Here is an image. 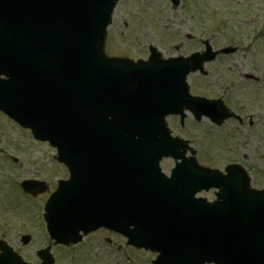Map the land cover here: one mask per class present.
Instances as JSON below:
<instances>
[{"label": "water", "instance_id": "1", "mask_svg": "<svg viewBox=\"0 0 264 264\" xmlns=\"http://www.w3.org/2000/svg\"><path fill=\"white\" fill-rule=\"evenodd\" d=\"M118 1L0 0V110L55 147L71 175L47 204L50 234L68 244L106 227L159 253L155 264H264V191L241 168L223 176L186 159L165 122L194 106L186 77L201 60L165 61L155 49L148 62L110 58ZM164 156L177 162L170 179ZM103 161L117 177L103 178ZM213 187L219 201L195 199Z\"/></svg>", "mask_w": 264, "mask_h": 264}, {"label": "rangeland", "instance_id": "2", "mask_svg": "<svg viewBox=\"0 0 264 264\" xmlns=\"http://www.w3.org/2000/svg\"><path fill=\"white\" fill-rule=\"evenodd\" d=\"M124 21L130 27L124 31L122 39ZM108 30V54L126 55L132 59L145 58L146 46L150 44L158 47L165 57L187 56L202 49L197 38L208 39L215 48L237 46L239 50L231 58L239 64V69L243 73L256 71V75L260 74L259 82L264 83V0H181L177 10H173L165 0H150L147 3L124 0L116 10L114 23ZM187 35L194 36L195 40H187ZM174 46H178L179 50L175 51ZM229 62L226 56L209 65V70L217 69L210 78L217 90L214 94L222 96L226 90V102L231 103L229 93L232 92L238 104L244 103L243 94L238 95L237 92L242 73L237 74L235 68L230 72ZM189 83L192 93H202L204 86L200 77L191 76ZM210 94L206 96L210 97ZM252 97L246 96V103ZM178 121L170 118L169 127L175 135L188 140L199 150V162L219 168L223 167L225 159L242 161L253 176L254 186L264 187V133L258 132L259 129L250 130L247 126L230 121L218 128L207 120L198 124L189 117L185 128L181 130ZM224 149L227 154L223 153ZM218 150L220 152L216 155ZM54 156L56 151L53 148L32 140L27 132L19 130L0 113V239L8 235L15 240L29 229L32 225L25 221H28L31 212L40 211L57 182L68 177L67 171L56 163ZM13 158L20 162L15 164ZM172 166V163L168 168L165 165L164 170L168 173ZM27 179L44 180L49 186L48 192L38 196V201L28 198L21 189L15 187H20L21 181ZM113 239L116 246L103 253L108 256H103L105 258L101 264H151L155 259L151 252L126 247V241L121 237ZM17 244V247L20 246L18 241ZM58 253L65 252L61 248Z\"/></svg>", "mask_w": 264, "mask_h": 264}, {"label": "flooded vegetation", "instance_id": "3", "mask_svg": "<svg viewBox=\"0 0 264 264\" xmlns=\"http://www.w3.org/2000/svg\"><path fill=\"white\" fill-rule=\"evenodd\" d=\"M238 50L239 48H236V51L234 52L232 57L237 54ZM229 60L230 72H233V69L235 68L237 69V74L242 73L240 74L241 78L239 79L240 83L238 84L237 92L238 95L243 94L245 102L238 104V102L235 101V99L232 97V92L229 93L231 103L226 102V97L224 96L227 94L226 90H222V96L214 94L217 93L215 85L213 84V82H208H211L210 78L215 75L217 69H214L213 71L208 70L206 75L198 74L204 86L202 89V94L205 95L211 93V98L222 99L224 104L228 107L229 111L232 114L236 115V117L229 119L233 124L238 123L241 126H247V128L250 130L259 129L257 130L258 132L261 131L260 133H264V83L259 82L260 79L258 75L260 74L256 75V71H254L253 73H243L242 70L239 69V64L235 62L233 58L230 57ZM231 77L232 82L235 83V78L233 77V75H231ZM254 82H256V84H254ZM233 87L237 88V85L233 84ZM234 92L235 90H233V93ZM246 96L253 97L246 103ZM219 152L220 151L218 150V152H216V155H218ZM223 153L226 152L223 151ZM217 158H215V160ZM224 163L243 165L242 161L236 159H225ZM219 168L222 169L223 167L219 166ZM251 178L253 181L252 184L254 186L253 176H251ZM254 187L258 188L256 186ZM40 211H42L40 212V214H32L28 217V221L26 220L25 222H30L32 226H30L29 229L25 230L22 234L18 235L19 238L14 240L7 235L5 238L2 237V239H0V241L3 240L8 245L13 246L14 250L20 255L19 257H21L26 264H43L42 258L41 256H39V252L49 246L51 247L50 252L52 257V264H101L103 263V258L108 256L103 253L108 249H112V246H115V240L113 238L115 237L116 239V237H120L117 234L110 233L102 229L84 238L83 241L77 245H73L68 248L56 246L51 242L50 237L45 229L43 217L44 208H42ZM107 235H109V237H107ZM91 236H93L94 238L90 239ZM17 241L18 243H20V246L18 247ZM44 241L46 243L45 245L44 243H42ZM61 248H63L62 250L65 253H58Z\"/></svg>", "mask_w": 264, "mask_h": 264}]
</instances>
